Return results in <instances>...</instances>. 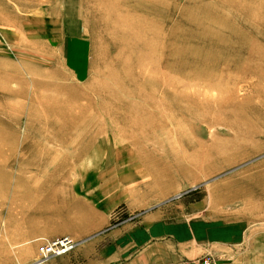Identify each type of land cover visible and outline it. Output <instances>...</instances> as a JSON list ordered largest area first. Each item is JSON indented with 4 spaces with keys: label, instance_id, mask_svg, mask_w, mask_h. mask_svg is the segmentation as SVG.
<instances>
[{
    "label": "rangeland",
    "instance_id": "1",
    "mask_svg": "<svg viewBox=\"0 0 264 264\" xmlns=\"http://www.w3.org/2000/svg\"><path fill=\"white\" fill-rule=\"evenodd\" d=\"M263 200L264 0H0V264Z\"/></svg>",
    "mask_w": 264,
    "mask_h": 264
},
{
    "label": "crops",
    "instance_id": "2",
    "mask_svg": "<svg viewBox=\"0 0 264 264\" xmlns=\"http://www.w3.org/2000/svg\"><path fill=\"white\" fill-rule=\"evenodd\" d=\"M154 208L133 222L77 239L74 251L41 264H177L205 255L217 264H264V200L259 234L245 220L207 215L172 220L163 207ZM108 223L106 217L101 226ZM31 236L43 239L46 230L39 229ZM4 255L5 264H36L38 260L34 244Z\"/></svg>",
    "mask_w": 264,
    "mask_h": 264
},
{
    "label": "built area",
    "instance_id": "3",
    "mask_svg": "<svg viewBox=\"0 0 264 264\" xmlns=\"http://www.w3.org/2000/svg\"><path fill=\"white\" fill-rule=\"evenodd\" d=\"M76 247L77 242L69 237L43 241L37 249L38 256L40 257L38 262L41 263L53 258L68 255L74 251ZM177 264H217V262L209 256H204L197 260H188Z\"/></svg>",
    "mask_w": 264,
    "mask_h": 264
},
{
    "label": "bare ground",
    "instance_id": "4",
    "mask_svg": "<svg viewBox=\"0 0 264 264\" xmlns=\"http://www.w3.org/2000/svg\"><path fill=\"white\" fill-rule=\"evenodd\" d=\"M72 239V238H71ZM40 260V257L38 256V260L36 261V264H41V263H44V262H41L39 263L38 261ZM46 262V261H45Z\"/></svg>",
    "mask_w": 264,
    "mask_h": 264
},
{
    "label": "water",
    "instance_id": "5",
    "mask_svg": "<svg viewBox=\"0 0 264 264\" xmlns=\"http://www.w3.org/2000/svg\"><path fill=\"white\" fill-rule=\"evenodd\" d=\"M196 188H193L192 190H195ZM182 195V194H181ZM181 195H178V196H176V197H174V198H172V199H175V198H177V197H180ZM171 199V200H172Z\"/></svg>",
    "mask_w": 264,
    "mask_h": 264
}]
</instances>
